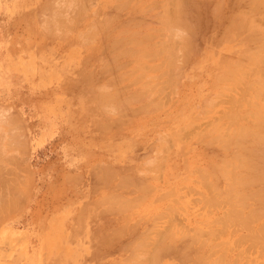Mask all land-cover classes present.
<instances>
[{
    "label": "crops",
    "instance_id": "0c3cea01",
    "mask_svg": "<svg viewBox=\"0 0 264 264\" xmlns=\"http://www.w3.org/2000/svg\"><path fill=\"white\" fill-rule=\"evenodd\" d=\"M12 1L0 264H264V0Z\"/></svg>",
    "mask_w": 264,
    "mask_h": 264
},
{
    "label": "rangeland",
    "instance_id": "374dc122",
    "mask_svg": "<svg viewBox=\"0 0 264 264\" xmlns=\"http://www.w3.org/2000/svg\"><path fill=\"white\" fill-rule=\"evenodd\" d=\"M215 3H219V1L218 0H210V1L204 0V5L206 6V7L204 6V9H206L204 11L207 12V13L205 12L204 14L206 17H208V18H205L206 22H211L210 20H207V19H213V18H209V14L213 13V11L215 12L214 9L221 8L220 6L216 7ZM17 13H18V6H16L12 0H0V24L11 23L12 20L17 15ZM251 13L252 12L250 11H246L245 13L239 12L238 14L240 15L237 16L238 22H241L242 24L247 23V22L250 23ZM178 20H179V17L174 18L173 19L174 24L178 23ZM172 36H173L172 37V45H173L172 54L181 55L184 52H186L187 48L181 47V44L183 45L188 44L187 40H190V37L188 38L186 33L184 32L182 33L180 31H174L172 33ZM191 42H192V39H191ZM220 49L221 47L218 50ZM194 55H196V51ZM5 75H7V70L4 74L0 75V152H2L0 153V168L11 166V164L6 161H9V160L14 161L15 153L13 152V148L14 147L19 148L20 145L22 144L20 130L18 127L19 118L15 117L13 113L10 111V109L6 107H2V104L6 102L8 99V96L5 95V90H4L6 86ZM255 136L256 134L254 135V138H257L258 140L262 141V138L255 137ZM253 155H254V161L256 163L264 162V143L253 145ZM0 195H2V193ZM0 204H4L3 198L0 199ZM14 212H15L14 208L12 209V208H6L4 206H0V222H3L5 220V217L14 214ZM5 225L6 224H1L0 230Z\"/></svg>",
    "mask_w": 264,
    "mask_h": 264
},
{
    "label": "bare ground",
    "instance_id": "6f19581e",
    "mask_svg": "<svg viewBox=\"0 0 264 264\" xmlns=\"http://www.w3.org/2000/svg\"><path fill=\"white\" fill-rule=\"evenodd\" d=\"M171 1H172V3H173L174 0H171ZM209 1H210V0H209ZM168 2H169V1H168ZM174 2H175V1H174ZM169 3H170V2H169ZM179 3H180V2H179ZM179 3H178V4H179ZM181 3H183V1H182ZM196 3H197V2H196ZM205 3H206V1H205ZM190 5H191V4H190ZM81 6H82V5H81ZM178 6H179V5H178ZM204 6H205V5H204ZM82 7H83V6H82ZM205 7H206V6H205ZM79 8H80V7H79ZM183 8H184V7H183ZM208 8H209V7H208ZM81 9H82V8H81ZM204 10H206V9H204ZM176 11H177V10H176ZM173 12H174V11H173ZM205 12H206V11H205ZM185 13H186V12H185ZM206 13H207V12H206ZM179 14H180V13H179ZM185 15H186V14H185ZM186 16H187V15H186ZM186 16H185V17H186ZM183 17H184V16H183ZM174 18H177V16L174 17ZM206 18H208V17H206ZM200 19H201V18H200ZM165 20H166V19H165ZM180 20H181V22H182V18H181ZM186 20H187V19H185V21H186ZM205 20H206V19H205ZM207 20H210V19H207ZM183 22H184V21H183ZM183 24H184V23H183ZM188 24H189V23H188ZM185 27H186V26H185ZM188 28H190V27H188ZM253 29H254V28H253ZM253 29H252V30H253ZM255 29H256V28H255ZM258 29H259V28H258ZM261 29H262V28H261ZM189 31H191V30H189ZM239 31H241V30H239ZM254 33H255V32H254ZM142 34H143V33H142ZM256 34H257V33H256ZM122 35H123V33H122ZM249 35H250V34H249ZM168 36H169V35H168ZM236 36H237V35H236ZM245 36H246V35H245ZM172 37H173V36H172ZM140 38H141V37H140ZM142 38H143V37H142ZM142 38H141V39H142ZM145 38H146V36H145ZM262 38H263V37H262ZM183 40H184V39H183ZM136 42H137V41H136ZM141 42H142V41H141ZM176 42H177V41H176ZM174 43H175V42H174ZM177 45H178V44H177ZM250 45H251V44H250ZM256 46H257V45H256ZM261 46H262V45H261ZM166 48H167V47H166ZM252 48H253V47H252ZM258 48H259V47H258ZM260 48H261V47H260ZM261 49H263V48H261ZM256 50H257V49H256ZM258 50H259V49H258ZM150 51H151V50H150ZM259 51H260V50H259ZM260 52H261V51H260ZM154 53H155V52H154ZM255 53H256V52H255ZM140 54H141V53H140ZM143 54H144V53H143ZM143 54H142V55H143ZM163 55H164V54H163ZM260 55H261V54H260ZM249 57H251V56L249 55ZM263 59H264V58H263ZM246 60H247V59H246ZM251 60H254V59H251ZM254 61H256V60H254ZM258 62H259V60H258ZM262 62L264 63V60H263ZM262 62H261V63H262ZM261 63H260V65H261ZM263 63H262V64H263ZM253 66H254V65H253ZM239 69H240V67H239ZM248 70H249V69H248ZM240 71H241V69H240ZM255 71H256V70H255ZM237 72H238V71H237ZM237 72H236V73H237ZM249 72H250V71H249ZM251 72H252V71H251ZM231 73H232V72H231ZM234 73H235V72H234ZM236 73H235V74H236ZM256 74H257V73H256ZM236 75H237V74H236ZM243 75H244V74H243ZM243 75H242V76H243ZM253 75H255V74H253ZM257 75H258V74H257ZM240 76H241V75H240ZM240 76H239V77H240ZM247 76H248V74H247ZM258 78H259V77H258ZM260 78L263 79L262 76H260ZM260 78H259V79H260ZM250 79H251V78H250ZM257 83H259V82H257ZM247 85H248V84H247ZM247 88H248V87H247ZM249 88H250V86H249ZM251 89H252V88H251ZM257 89H258V88H257ZM260 89H261V88H260ZM249 90H250V89H249ZM258 90H259V89H258ZM251 91H252V90H251ZM263 91H264V90H263ZM263 91H262V92H263ZM254 93L256 94V92H254ZM263 94H264V93H263ZM263 94H262V95H263ZM136 101H137V100H136ZM239 102H240V101H239ZM234 103H235V102H234ZM236 104H237V103H236ZM238 104H239V103H238ZM240 105H241V104H240ZM260 115H261V114H260ZM254 117H255V116H254ZM254 117H253V118H254ZM253 118H252V119H253ZM258 118H259V117H258ZM259 119H260V118H259ZM255 120H257V119H255ZM247 122H248V121H247ZM254 122H255V121H254ZM259 122H260V121H259ZM243 131H244V130H243ZM1 141H2V140H1ZM1 151H2V150H1ZM3 152H5V151H3ZM0 153H2V152H0ZM254 178H255V177H254ZM255 181H257V180H255ZM259 183H260V182H259ZM255 184H256V183H255Z\"/></svg>",
    "mask_w": 264,
    "mask_h": 264
}]
</instances>
